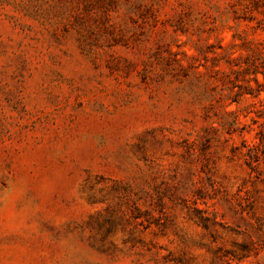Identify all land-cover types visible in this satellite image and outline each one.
Masks as SVG:
<instances>
[{"label": "rangeland", "instance_id": "obj_1", "mask_svg": "<svg viewBox=\"0 0 264 264\" xmlns=\"http://www.w3.org/2000/svg\"><path fill=\"white\" fill-rule=\"evenodd\" d=\"M0 264H264V0H0Z\"/></svg>", "mask_w": 264, "mask_h": 264}]
</instances>
